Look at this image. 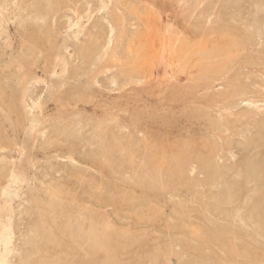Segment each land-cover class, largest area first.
<instances>
[{"label": "rangeland", "instance_id": "374dc122", "mask_svg": "<svg viewBox=\"0 0 264 264\" xmlns=\"http://www.w3.org/2000/svg\"><path fill=\"white\" fill-rule=\"evenodd\" d=\"M256 3L264 5V0H0V208L7 205L0 220L10 224L5 230L1 225L0 237L11 241L7 247L0 242V251L6 253V263L104 264L113 249L115 260L124 256L119 264H264V198L253 208L257 191L264 192V179L254 184L249 171L254 159L264 166V6L258 9ZM244 36L251 41L243 43ZM230 42L243 46L231 49ZM102 152L106 159L99 161ZM187 154L194 163L180 169L176 163L186 164ZM198 156L208 158L209 165L215 162L211 166L219 167V173L203 164L206 160L199 163ZM152 160L159 162L157 167ZM161 165L169 171L156 180L151 174ZM18 174L21 182L12 184ZM133 175H143L145 181ZM221 177L225 184H238L233 204L222 203ZM138 183L144 184L141 189ZM41 215L44 239L35 228ZM93 218L100 221V236H115L107 238L104 252L94 254L85 252L89 243L77 235L89 229ZM193 227L204 228L205 235L212 229L207 234H218L223 249L214 244L215 235L198 239ZM238 231L240 239H235ZM223 243H237L247 258L230 253Z\"/></svg>", "mask_w": 264, "mask_h": 264}, {"label": "bare ground", "instance_id": "6f19581e", "mask_svg": "<svg viewBox=\"0 0 264 264\" xmlns=\"http://www.w3.org/2000/svg\"><path fill=\"white\" fill-rule=\"evenodd\" d=\"M57 1H58V0H57ZM59 1H61V0H59ZM236 1H237V0H236ZM248 1H249V0H248ZM261 1H262V0H261ZM48 2H49V1H48ZM49 3H50V2H49ZM58 3H59V2H58ZM58 3H57V4H58ZM252 3H253V2H252ZM51 4H52V2H51ZM253 4H254V3H253ZM256 4H258V3H256ZM261 4H262V3H261ZM53 5H54V4H53ZM251 5H252V4H251ZM254 5H255V4H254ZM254 5H253V6H254ZM259 5H260V4H258V6H259ZM103 6H104V5H103ZM227 6H228V5H227ZM262 6H264V5L259 6L258 9H261ZM2 7H3V6H2ZM106 7H107V5L105 4V7H103V8H106ZM256 7H257V6H256ZM260 7H261V8H260ZM0 9H1V8H0ZM256 9H257V8H256ZM263 9H264V8H263ZM0 12H1V11H0ZM250 12H251V11H250ZM260 12H262V11H260ZM263 12H264V10H263ZM263 12H262V13H263ZM255 14H256V13H255ZM252 15H253V13H252ZM250 16H251V15H250ZM259 16H260V15H259ZM237 17H238V16H237ZM239 17H240V16H239ZM235 18H236V17H235ZM252 18H255V22L258 21V18L254 17V16H252ZM116 19H117V18H116ZM262 19H263V18H262ZM118 20H119V19H118ZM118 20H117V21H118ZM247 20H248V19H246L245 23H248ZM253 20H254V19H253ZM256 20H257V21H256ZM259 20H261V19L259 18ZM216 21H217V20H216ZM220 21H221V20H220ZM222 21H223V20H222ZM222 21H221V23H222ZM217 22H219V20H218ZM223 22H225V21H223ZM250 22H251V21H250ZM252 22H253V21H252ZM258 22H259V21H258ZM258 22H257V23H258ZM263 22H264V19H263ZM263 22H260V23H263ZM76 24H77V23H76ZM78 24H79V23H78ZM217 24H218V23H217ZM228 24H230V23H228ZM252 24H253V23H252ZM199 25H200V24H199ZM199 25H198V26H199ZM219 25H220V24H219ZM221 25H222V24H221ZM248 25H250V24H248ZM262 25H263V24H262ZM233 26H234V25H233ZM255 26H256V25H255ZM260 26H261V25H260ZM77 27H78V26H77ZM235 27H236V26H235ZM258 27H259V25H258ZM78 28H79V27H78ZM78 28H76V29L78 30ZM198 28H199V27H198ZM226 28H227V26H226ZM226 28H225V29H226ZM223 29H224V28H223ZM227 29H228V28H227ZM260 29H261V30H264L263 26H262ZM40 30H41V29H40ZM42 30H43V29H42ZM228 30H230V28H229ZM232 30H233V29H232ZM235 30H236V29H235ZM261 30H260V31H261ZM254 31H255V28H254ZM76 32H77V31H76ZM215 32H216V31H215ZM261 32H263V31H261ZM223 33H225V32H223ZM39 34H40V33H39ZM78 34H79V33H78ZM260 34H261V33H260ZM260 34L257 33V35H260ZM74 35H76V34H74ZM228 35H229V33H228ZM222 37H223V36H222ZM244 37H245V36H244ZM248 37H249V38H248ZM248 37H247V36H246L245 38L242 37V38L244 39V40L242 39L243 43L246 44L247 42H250V41H251V40H249V39H250V36H248ZM229 38H230V36H229ZM229 38H228V39H229ZM226 39H227V38H226ZM251 39H253V38H251ZM224 40H225V39H224ZM224 40H223V41H224ZM227 41H228V40H227ZM236 41H237V39H236ZM236 41L234 40L233 42L235 43ZM240 41H241V40H240ZM242 41H241V42H242ZM234 43H232V42L229 43V45H232V46H231V49H232V47H233V48L238 47V45L240 44V42H238L239 44L237 43L238 45L235 46L236 43H235V44H234ZM217 44H218V43H217ZM241 44H242V43H241ZM241 44H240L239 46H243V44H242V45H241ZM245 44H244V46H245ZM215 45H216V44H215ZM224 45H225V44H224ZM247 45H248V44H247ZM222 46H223V45H222ZM224 47H226V45H225ZM219 48H220V47H219ZM219 48H217V49H218V50H221V49H219ZM228 48H229V47H228ZM239 48H240V47H239ZM231 49H229V50L231 51ZM224 50H226V49H224ZM229 50H228V51H229ZM235 50L238 51L239 49H238V50L235 49ZM221 51H222V50H221ZM82 53H83V52H82ZM83 56H84V55H83ZM14 77H15V76H14ZM0 95H1V94H0ZM1 96L3 97V95H1ZM77 96H78V95H77ZM79 97H81V96H79ZM82 97H83V96H82ZM22 103H23V102H22ZM37 106H38V105H37ZM40 106H41V105H40ZM24 107H25V106H24ZM2 108H3V107H2ZM8 108H9V107H8ZM37 108H38V107H37ZM253 118H254V117H253ZM254 120H255V119H254ZM254 120H252V121H254ZM245 121H246V120H245ZM249 121H250V120H249ZM256 121H257V120H256ZM263 121H264V120H263ZM217 124H220V123H217ZM253 124H254V123H253ZM263 124H264V123H263ZM257 126H258V124H257ZM257 126H256V127H257ZM247 128H248V127H247ZM247 128H246V129H247ZM260 129H262V128H260ZM247 130L249 131V129H247ZM247 130H246V131H247ZM257 130H259V129H257ZM250 132H251V131H250ZM257 132H258V131H257ZM263 132H264V131H263ZM263 132H262V134H263ZM76 133H77V132H76ZM255 133H256V132H255ZM260 133H261V131L259 132V134H260ZM107 134H109V133H107ZM116 134H117V133H115V135H116ZM256 134H257V133H256ZM262 134H261V135H262ZM73 135H75V134H73ZM115 135H114V136H115ZM244 135H245V134H243V137H244ZM254 135H255V134H254ZM103 136H104V138H106L105 135H103ZM118 136H119V135H118ZM245 136H246V135H245ZM252 136H253V135H252ZM110 137H111V136H110ZM115 137H116V136H115ZM255 137H256V135H255ZM101 138H102V139H101ZM101 138H100L101 140L104 139L103 137H101ZM108 138H109V136H108ZM118 138H119V137H118ZM252 138H253V137H252ZM88 139H89V138H88ZM243 139H244V138H243ZM245 139H246V138H245ZM258 139H259V138H258ZM263 139H264V138H263ZM89 140H90V139H89ZM89 140H88V141H89ZM94 140H96V139H94ZM116 140H117V142H118V139H117V138H116ZM254 140H255V139H254ZM254 140H253V141H254ZM92 141H93V140H92ZM103 141H104V140H103ZM105 141H107V140H105ZM121 141H122V140H121ZM244 141H246V140H244ZM260 141H262V139H261ZM85 142H87V141H85ZM113 142H114V141H113ZM208 142H209V141H208ZM249 142H251V141H249ZM254 142H258V140H257V141H254ZM263 142H264V140H263ZM263 142H262V143H263ZM88 143H89V142H88ZM92 143H93V142H92ZM119 143H120V145H121V142H119ZM243 143H244V142H243ZM243 143H242V144H243ZM260 143H261V142H260ZM115 144H116V143H115ZM115 144H114V145H115ZM87 145H88V144H87ZM104 145H106V143H105ZM104 145H103V146H104ZM108 145H109V144H108ZM108 145H107V146H108ZM114 145H113V146H114ZM211 145H212V144H211ZM255 145H256V143H255ZM103 146H101V147H102V148H105V147H106V146H104V147H103ZM241 146H242V145H241ZM260 146H261V145H260ZM101 147H100V148H101ZM110 147H111V146H110ZM249 147H250V146H249ZM98 148H99V147H98ZM111 148H113V147H111ZM186 148H187V147H186ZM186 148H185V149H186ZM209 148H210V147H209ZM261 148H262V147H261ZM105 149H106V148H105ZM173 149H175V148H173ZM211 149H212V147H211ZM215 149H216V148H215ZM251 149H253V148H251ZM255 149H256V148H255ZM99 150H100V149H99ZM112 150H113V149H112ZM119 150H120V149H119ZM122 150H123V149H122ZM180 150L182 151L183 149L180 148ZM263 150H264V149H263ZM94 151H95V149H94ZM94 151H93V152H94ZM96 151H98V149H97ZM102 151H103V150H102ZM114 151H116V150H114ZM129 151H130V150H129ZM181 151H180V153L178 152V154H177V152H176V155L178 156V158H180V160H181V157H179V155L181 154ZM246 151H248V150L246 149ZM82 152H83V151H82ZM105 152H106V151H105ZM105 152H104V153H105ZM107 152H108V151H107ZM120 152L122 153L123 151L120 150ZM205 152H206V151H205ZM213 152H214V151H213ZM253 152L255 153V151H253ZM100 153H101V150H100ZM108 153H109V152H108ZM115 153H116V152H115ZM126 153H128V152H126ZM172 153H173V152H172ZM174 153H175V152H174ZM174 153H173V155H175ZM184 153H185V152H184ZM189 153H190V152H189ZM260 153H261V152H260ZM263 153H264V152H263ZM263 153H261V154H263ZM109 154H110V153H109ZM109 154H108V155H109ZM118 154H119V153H118ZM124 154H125V153H124ZM151 154H152V153H151ZM151 154H150V155H151ZM169 154H170V153H169ZM194 154H196V153H194ZM194 154H193V156H194ZM199 154H201V153H199ZM207 154H209V153H207ZM261 154H259V156H262ZM100 155H101V154H100ZM105 155H106V153H105ZM105 155L103 156V152H102V156L97 155V160H99L100 158L103 159V158L105 157ZM111 155H112V154H111ZM126 155H127V154H126ZM126 155H124L123 157L126 158ZM173 155H170V156H172V158L174 159ZM185 155H186V154H184V156H185ZM197 155H198V154H197ZM146 156H147V155H146ZM170 156H169V157H170ZM182 156H183V155H182ZM190 156L193 157L191 154H190ZM213 156H214V155H213ZM263 156H264V155H263ZM98 157H99V159H98ZM120 157H121V156H120ZM155 157H156V156H155ZM155 157H154V159H155ZM175 157H176V156H175ZM187 157H189V154H187V156H186L185 158H187ZM199 157H200V158H199ZM206 157H207V156H206ZM210 157H211V156H210ZM87 158H88V157H87ZM92 158H95V157L92 156V157L89 158V159L92 160ZM108 158H109V157H108ZM110 158H111V157H110ZM127 158H128V157H127ZM127 158H126V160H127ZM157 158H158V157H157ZM178 158L176 157L174 160L176 161V159H178ZM183 158H184V157H183ZM193 158H194V157H193ZM196 158H197V157H196ZM198 158H199V160H200V159L202 158V156H198ZM198 158H197V159H198ZM257 158H258V156H257ZM260 158L262 159V157H260ZM260 158H258V159H260ZM104 159H106V157H105ZM104 159H103V161H104ZM114 159H115V158H114ZM118 159H119V157L117 158V160H118ZM121 159H122V158H121ZM123 159H124V158H123ZM148 159H149V158H148ZM166 159H167V158H166ZM169 159H170V161L173 163L174 160L172 159V160H173V161H172L171 158H169ZM169 159H168V160H169ZM188 159H189V162L187 163L186 160H188ZM210 159H211V158H210ZM246 159H247V158H246ZM258 159H257V160H258ZM263 159H264V157H263ZM124 160H125V159H124ZM124 160H123V161H124ZM126 160H125V161H126ZM146 160H147V159H146ZM146 160H144V161H146ZM156 160H157V159H155V161H156ZM161 160H162V158L160 159V162H161ZM163 160H165V158H163ZM178 160H179V159H178ZM180 160L176 163L177 165L180 166V169H183V168H184V165H185V167H186L185 169H187V167H188L187 164H189L191 161L193 162V160L190 161V157L187 158L186 160L184 159V160H185L184 162H185L186 164H184L183 161L181 162ZM182 160H183V159H182ZM202 160H203V162L206 160V161H205L206 163H203V164H208V165H209V162H211V161H208V158H207V159L205 158V160H204V158H203ZM202 160H200L201 162L199 161V163L202 164ZM212 160H213V159H212ZM250 160H251V159H250ZM254 160H255V159H254ZM254 160H253V162H252V160H251V162H252L254 165H249V166H251V167L254 166V167H252L253 171H252L251 169H250L249 171H251V172L253 173L252 176H251V178H253V179L255 180V181L252 180V181L254 182V184H255L256 181H259V180H260V182H261V179H262V180L264 179V173H263L264 170L262 169V168H264V166H261L263 163H261L260 160L258 161V162H259L258 164H257L256 161H255L256 163H254ZM99 161H100V160H99ZM103 161H102V162H103ZM108 161H110V160H108ZM152 161H153V160H152ZM195 161L197 162L198 160H195ZM207 161H208V163H207ZM243 161H244V160H243ZM93 162H94V161H93ZM153 162H154V161H153ZM162 162L165 163L164 161H162ZM171 162H169L170 165H171ZM179 162L183 163V164H182L183 166H181V163H179ZM244 162H245V161H244ZM251 162H248V163L251 164ZM262 162H264V161H262ZM108 163H109V162H108ZM123 163H124V162H123ZM144 163H145V162H144ZM157 163H159V162H156V163L154 162V166L157 167ZM163 163H162V164H163ZM167 163H168V162H167ZM178 163H179V164H178ZM193 163H194V162H193ZM246 163H247V162H245V164H246ZM114 164H115V163H114ZM117 164H118V163H117ZM132 164H133V163H132ZM146 164H147V163H146ZM155 164H156V165H155ZM160 164H161V163H160ZM174 164H175V162H174ZM174 164H172V166H175V167H176V165H174ZM195 164H196V163H195ZM213 164L215 165V162H214V163H211V165H213ZM217 164L219 165V162H218ZM233 164H235V163H233ZM100 165H101V164H100ZM103 165H104V163H103ZM126 165H127V163H126ZM130 165H131V164H130ZM133 165H134V164H133ZM133 165H132V166H133ZM143 165H144V164H143ZM191 165H192V164H191ZM211 165H209V166L211 167V171H213L214 174L219 173V167H217V166H211ZM226 165H227V164H226ZM105 166H106V164H105ZM119 166H120V165H119ZM119 166H118V167H119ZM134 166H135V165H134ZM149 166H150V164H149ZM151 166L153 167V165H151ZM172 166H171V169H172ZM179 166H177V167L179 168ZM200 166H201V165H200ZM209 166H207V168H208ZM221 166H222V164H221ZM231 166H233V165H231ZM100 167H101V166H100ZM113 167H114V166H113ZM118 167H115V168L117 169ZM123 167H124V166H123ZM128 167H129V165H128ZM142 167H143V166H142ZM142 167H141V168H142ZM144 167H145V166H144ZM147 167H148V166H147ZM156 167H154V170L157 169ZM158 167H159V165H158ZM161 167H164V166L161 165L160 168H159V170H158V171H160L161 173L158 172V171L156 170V175H155V174H151L152 176H153V175L155 176V177L153 176V178H157L156 180H158L159 177L163 178L161 174H163L164 172L166 173V171L168 170V169H166L167 167H165V169L163 168V169L165 170V171L163 172ZM175 167H173L174 170H175ZM181 167H183V168H181ZM191 167H192V166H191ZM201 167H202V166H201ZM204 167L206 168V165H204ZM222 167H223V166H222ZM224 167H225V166H224ZM229 167H230V166H229ZM121 168H122V166H121ZM194 168H195V167H194ZM205 168H204V169H205ZM249 168H250V167H248V168L246 167V169H249ZM129 169H130V168H129ZM131 169H132V168H131ZM137 169H138V168H137ZM151 169H152V168H151ZM169 169H170V168H169ZM173 169H172V170H173ZM180 169H179V170H180ZM198 169H199V167H198ZM208 169H209V168H208ZM226 169H228V168H226ZM240 169H241V168H240ZM240 169L238 168L239 173H240ZM110 170H111V169H110ZM117 170H118V169H117ZM133 170L138 171L139 169L136 170V168H135V169H133ZM144 170H145V169H144ZM152 170H153V169H152ZM152 170L149 171V172H152ZM154 170H153V171H154ZM196 170H197V169H196ZM200 170H201V169H200ZM202 170H203V169H202ZM205 170H206V169H205ZM222 170H223V169H222ZM222 170H220V171H222ZM236 170H237V169H236ZM244 170H245V169H244ZM262 170H263V172H262ZM111 171H112V170H111ZM111 171H110V172H111ZM142 171H143V170H142ZM168 171H169V170H168ZM177 171H178V169H177ZM181 171H182V170H181ZM191 171H193V170H191ZM228 171H229V170H228ZM245 171H247V170H245ZM115 172H116V171H115ZM133 172H134V171H133ZM139 172H141V169H140ZM154 172H155V171H154ZM187 172H188V171H187ZM198 172H200V171L198 170ZM204 172H205V171H204ZM206 172H207V170H206ZM208 172H209V170H208ZM230 172H231V171H230ZM236 172H237V171H236ZM241 172H242V171H241ZM134 173H136V172H134ZM144 173H145V172H144ZM147 173H148V172H147ZM147 173H146V174H147ZM223 173H224V172H223ZM223 173H222V174H223ZM16 174H17V173H16ZM140 174H141V173H139V175H140ZM176 174H177V173H176ZM178 174L181 175L182 173L180 174L179 171H178ZM204 174H205V173H204ZM210 174H211V173H210ZM220 174H221V173H220ZM233 174H234V173H233ZM246 174H247V173H246ZM144 175H145V174H144ZM151 175H150V176H151ZM168 175H170V174H168ZM183 175H184V174H183ZM183 175H182V176H183ZM207 175H208V174H207ZM218 175H219V174H218ZM223 175H224V177H226V176H225L226 173H224ZM227 175H228V174H227ZM250 175H251V173H250ZM250 175H249V176H250ZM133 176L139 177V179H140V176H138V175H133ZM157 176H158V177H157ZM186 176H187V175H186ZM186 176H185V177H186ZM209 176H210V175H209ZM216 176H217V175H216ZM220 176H222V175H220ZM229 176H230V175H228V177H229ZM238 176H239V175H238ZM146 177H147V176H146ZM148 177H149V176H148ZM148 177H147V178H148ZM166 177H167V175H166ZM166 177H165V178H166ZM168 177H170V176H168ZM178 177H179V176H178ZM178 177H177V178H178ZM188 177H189V176H188ZM188 177H187V178H188ZM206 177H207V176H206ZM232 177H233V176H232ZM234 177H235V176H234ZM234 177H233V178H234ZM142 178H144L143 175H142ZM142 178H141V179H142ZM149 178H151V177H149ZM153 178H152V179H153ZM165 178H164V180H165ZM171 178H173V177H171ZM174 178H176V177H174ZM174 178H173V179H174ZM180 178H181V177H180ZM182 178H184V177H182ZM187 178H186V180H187ZM215 178L217 179V177H215ZM222 178H223V177H221V181L223 180ZM239 178H240V176H239ZM11 179H12V178H11ZM136 179H137V178H136ZM139 179H137V180H138L137 182H139V181L141 180V179H140V180H139ZM178 179H179V178H178ZM188 179H189V178H188ZM206 179H207V178H206ZM209 179H210V178H209ZM209 179H208V180H209ZM216 179H215V180H216ZM228 179H229V178H228ZM242 179H243V177H242ZM22 180H23V179H22ZM133 180H134V178H133ZM164 180L162 179L161 181H164ZM166 180H167V179H166ZM175 180H176V179H174V183H175ZM192 180H193V179H192ZM208 180H207V181H208ZM219 180H220V178H219ZM135 181H136V180H135ZM135 181H132V182L135 183ZM141 181H142V180H141ZM144 181H145V178H144ZM148 181H149V180H148ZM153 181H154V180H153ZM153 181H152V182H153ZM179 181H180V180H179ZM189 181H190V180H189ZM211 181H212V179H211ZM221 181H220V182H221ZM224 181H227L226 178H224V180L222 181V182L225 184ZM241 181H243V180H241ZM250 181H251V180H250ZM263 181H264V180H263ZM263 181H262V182H263ZM18 182H19V183L21 182V177L19 176V174H18V176L14 177V179H12V184H17V185H18V184H19ZM146 182H147V179H146ZM181 182H182V181H181ZM220 182H219V183H220ZM234 182H235V181H234ZM237 182H238V180H237ZM246 182H247V181H246ZM159 183H160V182H159ZM167 183H168V182H167ZM169 183H170V182H169ZM174 183H172V184H174ZM184 183H185V182H184ZM194 183H195V181H194ZM215 183H216V181H215ZM223 183H222V184H223ZM239 183H240V182H239ZM138 184H140V183H138ZM141 184H142V183H141ZM141 184L139 185V187L137 186V187L140 188V189H141V187L144 185V184H142V185H141ZM145 184H146V183H145ZM154 184H155V183H154ZM154 184H153V185H154ZM160 184H161V183H160ZM192 184H193V183H192ZM147 185H148V183L146 184V186H147ZM156 185H157V184H156ZM165 185H166V184H165ZM185 185H186V183H185ZM232 185H233V186H232ZM237 185H238V184H237ZM237 185H236V186H237ZM132 186H134V185H132ZM161 186H162V185H161ZM174 186H175V185H174ZM174 186H173V187H174ZM183 186H184V185H183ZM236 186L234 185V183H233V184L230 183V185H229V184H225V186H224L225 189L223 190L224 192L221 190V191L223 192V193H222V203L224 202V205H225V203H226V205H228V204H230V203L233 204V201H236V200H237L239 194H238V192H237L238 190L235 188ZM256 186H257V185H256ZM263 186H264V184H263ZM135 187H136V186H135ZM151 187H152V186H151ZM151 187H150V183H149V187H148V188H151ZM178 187H179V186H178ZM189 187H190V185H189ZM220 187H221V186H220ZM220 187H219V188H220ZM222 187H223V186H222ZM224 187H223V188H224ZM240 187H244V186L242 185V186H239V188H238V187H237V188L240 189ZM156 188H157V187H156ZM163 188H164V187H163ZM179 188H181V187H179ZM247 188H248V187H247ZM165 189H166V191H167V187H165ZM184 189H185V188H184ZM190 189H191V187H190ZM244 189H245V188H244ZM263 189H264V188H263ZM263 189H262V190H263ZM143 190H144V188H143ZM146 190H147V188H146ZM149 190H150V189H149ZM169 190H170V189H169ZM236 190H237V191H236ZM241 190H242V189H240L239 191L241 192ZM246 190H247V189H246ZM248 190H249V189H248ZM248 190H247V191H248ZM56 191H57V190H56ZM152 191H153V190H152ZM155 191H156V190H155ZM221 191H220V192H221ZM243 191H244V190H243ZM243 191H242V192H243ZM150 192H151V191H150ZM47 193H48V192H47ZM56 193H57V192H56ZM151 193H152V192H151ZM246 193H247V192H246ZM249 193H250V192H249ZM262 193H263V194H262ZM262 193H261V191L259 190V191H257V193H256V195H255V194H254V190H253V196H252V197H254V195H255V197L257 196V197H256V199H257V203H255V207H253V208H256V205H257V207H259L258 205L261 204V202L259 203V200H260V198H264V192H262ZM52 194L55 195V193H52ZM52 194H51V195H52ZM242 194H244V193H242ZM247 194H248V193H247ZM48 195H49V194H48ZM54 195H52V196H54ZM57 195H58V194H57ZM57 195H55V197H56ZM73 196H74V195H73ZM216 196H217V195H216ZM241 196H242V195H241ZM260 196H261V197H260ZM47 197H48V196H47ZM55 197H53V198L55 199ZM60 197L62 198V196H60ZM148 197H149V196H148ZM239 197H240V196H239ZM142 198H143V197H142ZM214 198H216V197H214ZM258 198H259V200H258ZM41 199H42V198H41ZM146 199H147V198H146ZM198 199H199V198H198ZM201 199H202V198H201ZM240 199H241V198H240ZM250 199H253V198H250ZM256 199H255V200H256ZM34 200H35V199H34ZM55 200H56V199H55ZM142 200H144V199H142ZM202 200H203V199H202ZM243 200H244V199H243ZM45 201H47V200H44V202H45ZM59 201H60V199H59ZM63 201H64V200H63ZM66 201H67V200H66ZM206 201H207V200H206ZM216 201H217V200H216ZM218 201H219V199H218ZM220 201H221V200H220ZM241 201H242V199H241ZM47 202H48V201H47ZM47 202H45V203H47ZM53 202H55V201H53ZM70 202H71V201H70ZM139 202H140V201H139ZM142 202H143V201H142ZM237 202H238V201H237ZM237 202H236V203H237ZM248 202H249V201H248ZM248 202H247V203H248ZM263 202H264V199H263ZM42 203H43V202H42ZM63 203H64V202H63ZM68 203H69V202H68ZM47 204H52V203L50 202V203H47ZM53 204H54V203H53ZM205 204H206V203H205ZM208 204H209V203H208ZM208 204H207V205H208ZM214 204H216V203H214ZM218 204H219V203H218ZM248 204H249V203H248ZM5 205H6V204H5ZM63 205H64V204H63ZM75 205H76V204H75ZM212 205H213V203H212ZM224 205H222V206H224ZM234 205H235V204H234ZM246 205H247V204H246ZM6 206H7V205H6ZM6 206L2 207L3 209L0 208V218H1V219L3 218V214H5L4 211H6V208H5ZM54 206H55V205H54ZM54 206L52 207V209L54 208ZM56 206H57V205H56ZM56 206H55V207H56ZM58 206H59V205H58ZM58 206H57V207H58ZM202 206H203V205H202ZM204 206H205V205H204ZM217 206H218V205H217ZM217 206H215V207H217ZM231 206H232V205H231ZM240 206H241V205H240ZM242 206H244V205H242ZM38 207H39V206H38ZM77 207H78V206H77ZM206 207H207V206H206ZM206 207H204V208H206ZM218 207H219V206H218ZM232 207H234V206H232ZM260 207H261V206H260ZM262 207H263V206H262ZM60 208H61V207H60ZM69 208H71V206H70ZM73 208H74V207H73ZM75 208H76V207H75ZM207 208H208V207H207ZM212 208H213V207H212ZM219 208L221 209L222 207H219ZM38 209H39V208H38ZM46 209H47V207H46ZM46 209H45V211H46ZM52 209H51V210H52ZM54 209H55V208H54ZM54 209H53V211H54ZM56 209L59 210L58 208H56ZM209 209H210V208H209ZM39 210H40V209H39ZM47 210H48V209H47ZM60 210H61V209H60ZM75 210H77V209H75ZM217 210L219 211V209H217ZM224 210H226V209H224ZM224 210H223V211H224ZM238 210H239V209H238ZM256 210H257V209H256ZM261 210H262V209H261ZM7 211H9V210H7ZM66 211H67V210H66ZM70 211H71V210H70ZM79 211H80V209H79ZM82 211H83V209H82ZM91 211H92V210H91ZM93 211H95V210H93ZM93 211H92L91 213H94ZM214 211H215V210H214ZM223 211H219V212H223ZM231 211H232V213H233V210H231ZM235 211H236V210H235ZM235 211H234V212H235ZM248 211H249V210H248ZM248 211H246V212H248ZM251 211H252V210H251ZM25 212H26V210H25ZM27 212H28V211H27ZM43 212H44V211H42V213H43ZM49 212H50V209H49ZM72 212H73V211H72ZM96 212H97V211H96ZM206 212H207V211H206ZM208 212H209V211H208ZM219 212H218V213H219ZM257 212H258V211H257ZM259 212H260V211H259ZM69 213H70V212H69ZM74 213H75V212H74ZM74 213H73V214H74ZM89 213H90V212H89ZM210 213H211V212H210ZM213 213H214V212H213ZM224 213H225V211H224ZM226 213H227V212H226ZM232 213H231V214H232ZM240 213H242V212H240ZM252 213H253V211H252ZM49 214H50V213H49ZM51 214H55V213H52V212H51ZM70 214H71V213H70ZM85 214H86V213H85ZM205 214H206V213H205ZM76 215H77V214H75V217H76ZM89 215H90V214H89ZM89 215H88V216H89ZM96 215H97V214H96ZM232 215H233V214H232ZM238 215H239V214H238ZM238 215H236V216H238ZM250 215H251V214H250ZM261 215H262V214H261ZM91 216H92V215H91ZM91 216H89V217L91 218ZM236 216H235V217H236ZM246 216H248V213H247ZM259 216H260V215H259ZM17 217H18V216H17ZM44 217H45V216H42V215L39 216V220H38V218L36 217L38 222H37V224H36V227L34 226L37 230H36L35 228H34V229H35L36 231H38V232L41 234V237H42V235H43L42 232L44 233V231H43L44 229H43V228L45 227V222H46V221L44 220ZM85 217H86V216H85ZM85 217H84V219H85ZM94 217H96V216H94ZM240 217H241V216H240ZM260 217H262V216H260ZM263 217H264V213H263ZM9 218H10V217H9ZM34 218H35V217H34ZM77 218H78V217H77ZM86 218H87V217H86ZM101 218H102V217H101ZM216 218H217V217H216ZM227 218H228V216H227ZM237 218H238V217H237ZM241 218H242V217H241ZM241 218H239V219H241ZM248 218H249V216H248ZM248 218H247V219H248ZM87 219H89V218H87ZM93 219H94V218H93ZM93 219H92V220L90 219V220H91V221H90L91 223H89V221L87 220V222L89 223V226H90V224H91V226L88 227L89 229L86 230V231H85V229H84V233H83V234H82V233H78L77 235H78V238H81V239L84 240L86 243H89V244H90V245L87 244V246H89L90 249H89V248H88L89 250L86 249L87 251H85V252H88V251H89L90 253H93V254H94V253H97V252L99 253V251H102V250H103V252H104V250H106V248H107V246H108V245L106 244V240H107L108 237L103 238V236L105 235V234H104L105 232L100 236V233H99V231H98L99 228H97L98 226L96 225V222L99 221V220H95V219L93 220ZM102 219H103V218H102ZM243 219H244V218H243ZM243 219H242V221H243ZM254 219H255V218H254ZM260 219H261L260 221H263L262 218H260ZM7 220H8V218H7ZM9 220H10V219H9ZM209 220H210V219H209ZM211 220H212V219H211ZM229 220H230V219H229ZM2 221H3V220H2ZM2 221L0 220V227H2L1 225H3L4 227H2V229H4V230H5V228L7 229V226H8V228H9V225H10V224H8V225L6 226V223L4 224ZM49 221H50V220H49ZM51 221H52V220H51ZM79 221H80V220H79ZM213 221H214V220H213ZM215 221H216V220H215ZM239 221H240V220H239ZM244 221H245V220H244ZM248 221H249V220H248ZM255 221H256V220H255ZM7 222H8V221H7ZM52 222H53V221H52ZM52 222H51V223H52ZM76 222H78V221H76ZM99 222H100V221H99ZM251 222H252V221H251ZM8 223H9V222H8ZM32 223H33V222H32ZM68 223H69V222H68ZM68 223L66 224L67 226H68ZM210 223H211V221H210ZM216 223H218V222L216 221ZM235 223H236V222H235ZM256 223H257V222H256ZM79 224H81V222H79ZM82 224H83V223H82ZM207 224H208V223H207ZM237 224H239V223H237ZM251 224H252V223H251ZM260 224H262V223H260ZM31 225H32V224H31ZM217 225H218V224H217ZM245 225H246V224H245ZM245 225L243 224L244 227H246ZM252 225L254 226V224H252ZM58 226H59V225H58ZM62 226H63V225H62ZM87 226H88V225H87ZM203 226L205 227L206 224L203 225ZM258 226H259V225H258ZM32 227H33V225H32ZM49 227H50V226H49ZM53 227H54V226H53ZM78 227H80V225H79ZM82 227H83V226H82ZM100 227H101V226H100ZM235 227H237V226H235ZM250 227H251V226H250ZM46 228H47V227H46ZM83 228H85V227H83ZM103 228H104V227H103ZM208 228H209V227H208ZM208 228H207V229H208ZM212 228H213V227H212ZM226 228H227V227H226ZM226 228H225V229H226ZM228 228H229V227H228ZM241 228H242V227H241ZM246 228H247V227H246ZM246 228H245V229H246ZM248 228H249V227H248ZM259 228H261V226H260ZM2 229H0V233L3 232ZM104 229H105V228H104ZM104 229H103L102 231H104ZM191 229H192V228H191ZM193 229H194V227H193ZM193 229H192V230H193ZM201 229H202V228L199 227V230H198L197 227H196V229H194V231H193V235H194V236H197L198 239H201L202 234L205 235V234H204L205 232H203V231H204V230H203L204 228H203L202 230H201ZM207 229H206V235H205V236L208 235V237L210 238V236L215 235V236H216V239L214 238V236H212L213 239L216 240V242H215L214 244H216V243L219 242V241H220V243H222V242H221L222 239H221V240H218V238H219V235H218V234H217L218 236H217L215 233H214V234L212 233V235H209V234H207V233H208V232H207ZM209 229H210V228H209ZM214 229H215V228H214ZM217 229H218V228H217ZM225 229H223L222 231H224ZM238 229H240V228H234L233 230L236 231V230H238ZM251 229H252V227H251ZM254 229H255V228H254ZM256 229H257V228H256ZM256 229H255V231H257ZM32 230H33V229H32ZM35 230H33V232H34ZM75 230H76V228H75ZM77 230H78V229H77ZM77 230H76V231H77ZM109 230H111V229H109ZM192 230H191V234H192ZM210 230H212V229H210ZM210 230H209V232H210V234H211V231H210ZM218 230H219V229H218ZM233 230H230V231H233ZM243 230H244V229H243ZM261 230H262V234H263V236H264V225H262V229H260V231H261ZM41 231H42V232H41ZM45 231H47V230H45ZM50 231H51V229H50ZM53 231H54V230H53ZM59 231H60V230H59ZM66 231H67V230H66ZM100 231H101V229H100ZM105 231H106V230H105ZM107 231H108V230H107ZM219 231H220V230H219ZM219 231L216 232V233H219ZM234 231H233V234H234ZM241 231H242V230H241ZM248 231H249V230H248ZM48 232H49V231H48ZM79 232H80V231H79ZM112 232H114V231H112ZM119 232H120V231H119ZM213 232H214V230H213ZM238 232H239V231H238ZM242 232H243V231H242ZM250 232H251V230H250ZM252 232H253V230H252ZM51 233H53V232L51 231ZM71 233H72V231H71ZM74 233H76V232L74 231ZM74 233H72V235H73ZM188 233H189V232H188ZM229 233H230V232H229ZM231 233H232V232H231ZM255 233H257V232H255ZM34 234H35V233H34ZM45 234H48V233L45 232ZM60 234H61V233H60ZM68 234H69V233H68ZM106 234H107V236H111L109 233H106ZM224 234H225V233H224ZM30 235H31V234H30ZM55 235H56V234H55ZM75 235H76V234H75ZM75 235L72 236V238L74 237V239H75V237H76ZM115 235H117V234L115 233ZM118 235H119V234H118ZM122 235H123V234H122ZM193 235H192V236H193ZM225 235H226V234H225ZM227 235H228V234H227ZM238 235H241V232H239V233L235 236V239H237L238 237H240V236H238ZM248 235H249V234H248ZM35 236H36V234H35ZM38 236H40V235H38ZM46 236H47L48 238L51 237V236L49 237L48 235H46ZM46 236H45V237H46ZM56 236H58V235H56ZM61 236H62V235H61ZM66 236H67V234H66ZM120 236H121V235H120ZM120 236H119V239H120ZM132 236H133V235H132ZM205 236H203V237H205ZM252 236H253V235H252ZM30 237H31V236H30ZM63 237H65V236H63ZM67 237H71V236H67ZM117 237H118V236H116V238H117ZM127 237H128V236H127ZM199 237H200V238H199ZM220 237H221V236H220ZM232 237H233V236H232ZM236 237H237V238H236ZM257 237H258V236H257ZM259 237H260V236H259ZM1 238H2V237H0V242H4V244H5L6 247L9 246V245L11 244V243H10V242H11L10 239H9V241H8L9 243H8V242H5V241H7V239H2V240H1ZM33 238H35V237H33ZM36 238H38V237L36 236ZM57 238H58V237H57ZM113 238H115V236H114ZM113 238H111V239L108 238V240H112ZM138 238H139V236H138ZM138 238H137V239H138ZM222 238H223V236H222ZM224 238H225V237H224ZM226 238H227V237H226ZM229 238H230V237H229ZM241 238H242V236H241ZM43 239H44V235H43ZM58 239H59V238H58ZM58 239H57V240H58ZM129 239H130V238H128V240H129ZM135 239H136V238H135ZM137 239H136V240H137ZM141 239H142V238H141ZM219 239H220V238H219ZM235 239H233V240H235ZM238 239H240V238H238ZM244 239H247V238H244ZM260 239H261V238H260ZM31 240H32V239H30V241H31ZM75 240H76V239H75ZM78 240L80 241V239H78ZM130 240H131V239H130ZM136 240H135V241H136ZM139 240H140V238H139ZM196 240H197V238H196ZM208 240H210V239H208ZM215 240H214V241H215ZM217 240H218V241H217ZM229 240H230V239H229ZM249 240H250V239H249ZM262 240H263V238H262ZM30 241H29V242H30ZM32 241H33V240H32ZM32 241H31V242H32ZM51 241L54 242V240H52V239H51ZM73 241H74V240H73ZM73 241H72V242H73ZM114 241H115V240H114ZM116 241H117V240H116ZM120 241H121V240H120ZM131 241H134V239L131 240ZM225 241H226V239H225ZM225 241H224V242H225ZM231 241H232V239H231ZM236 241H238V240H236ZM242 241H243V240H242ZM245 241H246V240H245ZM29 242L26 241V243H29ZM34 242H36V241L34 240ZM62 242H63V241H62ZM64 242H65V241H64ZM72 242H71V243H72ZM74 242H75V241H74ZM76 242H77V241H76ZM108 242H109V241H108ZM129 242H130V241H129ZM143 242H144V241H143ZM155 242H157V241H155ZM212 242H213V241H212ZM234 242H235V241H234ZM239 242H240V241H239ZM239 242H237V243H239ZM247 242H248V241H247ZM255 242H257V240H256ZM40 243H41V242H40ZM40 243H37V244L41 246ZM43 243H46V242L44 241ZM48 243H49V242H48ZM48 243H47V246H48ZM82 243H83V241H82ZM112 243H113V242H112ZM122 243H123V242H122ZM138 243H139V242H138ZM209 243H210V244H213V243H211V242H209ZM220 243H217L216 245L219 246ZM228 243H230V242H228ZM228 243H227V244L223 243V245H224V246L227 245V247L225 246V248H229L230 253H233V254H235V255H237V254L240 253L239 256L237 255L238 257H242V256H244V254H242L240 251L238 252V248H237L236 246H239V245H237V243H236V246H234L235 243H233V242H232V243H233L234 245H230V244H232V243H230V244H228ZM242 243H243V242H242ZM253 243H254V242H253ZM1 244H3V243H1ZM31 244H34V243H31ZM37 244H35V245H37ZM55 244H56V243H55ZM57 244H58V243H57ZM62 244H63V243H62ZM80 244H81V243H80ZM80 244H79V246H80ZM118 244H121V243H118ZM136 244H137V243H136ZM153 244H154V243H153ZM240 244H241V243H240ZM261 244H262V243H261ZM27 245H28V244H27ZM35 245H34V246H35ZM58 245H59V244H58ZM68 245H69V244H68ZM77 245H78V244H77ZM216 245H214V246H216ZM228 245H230V247H228ZM29 246H30V245H29ZM40 246H39V247H40ZM43 246H44V245H43ZM61 246H62V245H61ZM66 246H67V245H66ZM69 246H70V245H69ZM71 246H73V245H71ZM111 246H112V245H111ZM126 246H127V245H126ZM133 246H134V244H133ZM155 246H157V245H155ZM224 246H223V247H224ZM249 246H250V245H249ZM251 246H252V245H251ZM251 246H250V247H251ZM262 246H263V245H262ZM262 246H261V247H262ZM6 247H4V248H6ZM39 247H38V248H39ZM130 247H131V246H130ZM255 247H256V246H255ZM258 247H259V245H258ZM30 248H31V247H30ZM38 248H37V249H38ZM40 248H41V247H40ZM40 248H39V249H40ZM46 248H47V247H46ZM50 248H51V246H50L48 249H50ZM53 248H54V246H53ZM55 248L58 249V246H56ZM63 248H64V246H63ZM67 248H68V246H67ZM86 248H87V247H86ZM112 248H113V247H112ZM112 248H111V249H112ZM220 248H221V247L219 246V249H220ZM225 248H224V249H225ZM251 248H253V247H251ZM251 248H250V250H251ZM57 249H56V250H57ZM61 249H62V248H61ZM72 249H73V248H72ZM109 249H110V248L108 247V251H109ZM111 249H110V250H111ZM136 249H138V248H136ZM222 249H223V248H221L220 250H222ZM240 249H241V247H240ZM242 249H243V248H242ZM244 249H245V248H244ZM247 249H248V247H247ZM254 249H255V248H254ZM256 249H257V248H256ZM8 250H9V249H8ZM65 250H67V249H65ZM82 250H84V249H82ZM112 250H113V249H112ZM112 250L110 251V253L108 252V254L105 255V256H107V257H106L107 259H106V261H105L106 263L103 262L104 264H119V263L121 262V260H120L121 257H124V256H121L120 254H119V255H120L121 257H119L118 254H117V256H118L120 259H119L118 257H116V258H118V259H116V260H117V261H116V260H115V256H113V254H111V253H113ZM114 250H115V249H114ZM116 250H117V249H116ZM118 250H119V249H118ZM121 250H122V248H120V251H121ZM124 250H125V249H124ZM229 250L227 249V251H229ZM252 250H253V249H252ZM35 251H36V250H35ZM122 251H123V250H122ZM122 251H121V252H122ZM162 251H163V250H162ZM227 251H224V253L227 252ZM253 251H254V250H253ZM255 251H256V250H255ZM257 251H258V250H257ZM5 252H6V251H5ZM47 252H49V251L47 250ZM57 252H58V251H56V253H57ZM62 252H63V251H62ZM62 252H61V253H62ZM64 252H65V251H64ZM64 252H63V253H64ZM68 252H69V251H68ZM68 252L66 251V253H68ZM118 252H119V251H118ZM132 252H133V251H132ZM135 252H136V250H135ZM152 252H153V251H152ZM156 252H157V251H156ZM175 252H176V251H175ZM8 253H9V251H8ZM33 253H34V252H33ZM49 253H50V252H49ZM66 253H65V255H66ZM72 253L74 254L73 251H72ZM106 253H107V252H106ZM129 253H130V252H129ZM149 253H150V251H149ZM161 253H162V252H161ZM164 253H165V252H164ZM173 253H174V252H173ZM230 253H229V256H232L233 254L231 255ZM243 253H244V252H243ZM249 253H250V252H249ZM259 253H261V252H259ZM26 254H27V253H26ZM26 254H25V255L23 254V255L26 256ZM70 254H71V253H70ZM87 254H88V253H87ZM103 254H104V253H103ZM127 254H128V253H127ZM157 254H158V253H157ZM169 254H170V253H169ZM178 254H179V253H178ZM225 254L227 255L228 252L225 253ZM241 254H242V255H241ZM247 254H248V253H247ZM21 255H22V254H21ZM23 255H22V257H23ZM28 255H29V254H28ZM28 255H27V256H28ZM41 255H42V254H41ZM41 255H39V256H41ZM74 255H76V253H75ZM77 255H78V254H77ZM85 255H86V254H85ZM100 255H101V253H100ZM146 255H147V254H146ZM152 255H154V254H152ZM161 255H162V254H161ZM252 255H253V254H252ZM259 255H260V254H259ZM36 256H38V254H37ZM39 256H38V257H39ZM49 256H50V255H49ZM49 256H48V257H49ZM63 256H64V255H63ZM68 256H69V255H68ZM133 256H134V255H133ZM222 256H223V255H222ZM227 256H228V255H227ZM28 257H29V256H28ZM48 257H47V258H48ZM64 257H65V256H64ZM69 257H70V256H69ZM79 257H80V256H79ZM83 257H84V256H83ZM85 257H86V256H85ZM90 257H93V256L90 255ZM125 257H126V256H125ZM176 257H177V256H176ZM212 257H214V256H212ZM225 257H226V256H225ZM245 257H246V255L244 256V258H245ZM6 258H7L6 253H4V252L1 253V251H0V264H7L8 262L6 263ZM23 258H24V257H23ZM34 258H35V257H34ZM45 258H46V257H45ZM49 258H50V257H49ZM52 258H53V257H52ZM66 258H67V257H66ZM104 258H105V257H104ZM145 258H146V257H145ZM154 258H155V257H154ZM159 258H160V257H159ZM161 258H162V257H161ZM210 258H211V257H210ZM210 258H209V259H210ZM215 258H216V257H215ZM219 258H220V257H219ZM221 258H222V257H221ZM223 258H224V257H223ZM232 258L235 259L236 256H233ZM246 258H247V257H246ZM248 258H249V257H248ZM258 258H259V257H258ZM263 258H264V257H263ZM25 259H26V258H25ZM25 259H24V260H25ZM36 259H37V258H35V260H36ZM56 259H57V258H56ZM73 259H74V258H73ZM87 259H88V257H87ZM90 259H91V258H90ZM95 259H96V258H95ZM131 259H133V258H131ZM143 259H144V257L142 258V260H143ZM155 259H157V257H156ZM155 259H153V260H155ZM204 259H206V258H204ZM251 259H252V258H251ZM26 260L28 261V259H26ZM59 260H61V258H60ZM59 260H58V261H59ZM81 260H82V259H81ZM91 260H94V259H91ZM128 260H129V259H128ZM128 260H127V261H128ZM134 260H135V259H134ZM150 260H151V259H150ZM153 260H152V261H153ZM216 260H217V259H216ZM258 260H259V259H258ZM258 260H257V261H258ZM260 260H261V259H260ZM29 261H30V260H29ZM29 261H28V262H29ZM37 261H38V260H37ZM44 261H45V259H44ZM47 261H48V259L46 260V262H47ZM51 261H52V259H51ZM58 261H57V262H58ZM67 261H68V260H67ZM73 261H75V260H73ZM94 261H96V260H94ZM123 261H124V260H123ZM143 261H145V260H143ZM147 261H148V260H147ZM152 261H151V262H152ZM213 261H214V259H213ZM219 261H220V260H219ZM219 261L217 260V262H219ZM223 261H224V260H223ZM231 261H232V259H231ZM231 261H230V262H231ZM235 261H236V260H235ZM238 261H240V260H238ZM241 261H242V260H241ZM250 261L252 262L253 260H249V262H250ZM262 261H263V260H262ZM21 262H22V261H21ZM35 262H36V261H35ZM35 262H34V263H35ZM40 262H41V260L39 261V263H40ZM46 262H45V263H46ZM55 262H56V260H55ZM59 262H60V261H59ZM59 262H58V264H59ZM61 262H62V261H61ZM80 262H81V261H80ZM89 262H90V261H89ZM91 262H92V261H91ZM118 262H119V263H118ZM125 262H126V261H125ZM140 262H141V261H140ZM215 262H216V261H215ZM221 262H222V261H221ZM232 262H233V261H232ZM26 263H27V262H26ZM36 263H37V262H36ZM36 263H35V264H36ZM41 263H42V262H41ZM51 263H54V261H52ZM64 263H65V262H64ZM69 263H70V262H69ZM83 263H84V262H83ZM83 263H82V264H83ZM93 263H94V262H92V264H93ZM95 263H96V262H95ZM98 263H99V260H98ZM123 263H124V262H122V264H123ZM136 263H137V262H136ZM156 263H157V262H156ZM204 263H205V262H203V264H204ZM224 263H225V262H224ZM224 263H223V264H224ZM227 263H229V262L227 261ZM8 264H9V263H8ZM61 264H62V263H61ZM67 264H68V263H67ZM74 264H75V263H74ZM124 264H126V263H124ZM127 264H129V262H128ZM131 264H132V262H131ZM152 264H153V263H152ZM207 264H208V263H207ZM209 264H210V263H209ZM220 264H222V263H220ZM237 264H238V263H237Z\"/></svg>", "mask_w": 264, "mask_h": 264}]
</instances>
